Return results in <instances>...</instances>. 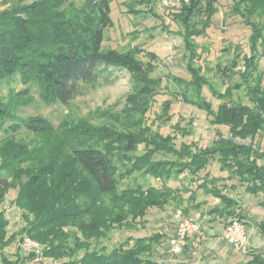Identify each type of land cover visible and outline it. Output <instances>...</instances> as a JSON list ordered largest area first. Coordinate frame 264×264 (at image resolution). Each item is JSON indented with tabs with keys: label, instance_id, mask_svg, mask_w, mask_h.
Returning a JSON list of instances; mask_svg holds the SVG:
<instances>
[{
	"label": "trees",
	"instance_id": "1",
	"mask_svg": "<svg viewBox=\"0 0 264 264\" xmlns=\"http://www.w3.org/2000/svg\"><path fill=\"white\" fill-rule=\"evenodd\" d=\"M6 1L0 0V131L6 134L0 140V204L11 189H16L13 203L21 210L23 224L10 232L7 211L0 210L2 264H24L28 258L35 259L33 252L18 254L16 259L6 252L19 237L38 242L42 260L160 264L157 245L162 239L170 244L179 222L172 234L133 232L138 224L146 227L153 210H166L174 201L182 203L184 192L189 193L188 201L195 209L209 204L208 199L197 200L199 190L218 200L208 210L214 220L228 222L239 217L247 224L242 208L245 197L257 199L264 208V145L256 140L264 131V84L250 88L251 104L220 97L217 109L209 100L200 105L212 116L217 131L213 142L204 147L193 142L177 147L176 136L154 129L147 115L140 119L138 129L125 130L75 119H65L55 126L45 116L22 117L18 109L33 101L34 87H38L45 103H68L81 82L97 79L101 67L126 69L142 82L149 79L153 65L137 58L133 50L102 48L104 31L113 25L110 0H87L83 14L75 19L60 10L65 0H36L2 9L1 2ZM218 1L183 3L175 18L189 27L195 15L202 13L207 23L219 10ZM253 3L257 9L264 7V0ZM14 82L21 83L22 88L10 87V95L3 96V83ZM145 90L153 94V88ZM149 103L143 102L145 112ZM165 105L169 111V102ZM159 117L170 119V115ZM222 126L228 128L229 136ZM21 130L37 135L39 141L31 145L20 140L16 134ZM140 145H145L144 151L137 153ZM158 153L175 157L156 159ZM215 166L227 175H213ZM138 172L155 178L160 185L144 187L136 182L122 186L123 179ZM185 178L188 181L182 187L170 184ZM189 212V205L182 210L185 216ZM258 223L264 234V220ZM113 231L128 232L120 245L110 251L105 246L92 247L93 241L107 239ZM244 254L245 261L236 264H264L261 246H251Z\"/></svg>",
	"mask_w": 264,
	"mask_h": 264
},
{
	"label": "rangeland",
	"instance_id": "2",
	"mask_svg": "<svg viewBox=\"0 0 264 264\" xmlns=\"http://www.w3.org/2000/svg\"><path fill=\"white\" fill-rule=\"evenodd\" d=\"M34 1L36 0H7L1 2V8ZM110 1L113 25L104 31L102 48L105 50L114 48L121 52L133 50L137 58L153 65L148 71L149 79L141 82L126 69L101 67L97 79L81 82L77 94L68 103H45L39 97L38 87H34L33 101L20 106L18 114L22 117L45 116L55 126L65 119H75L96 126L113 124L118 130H125L127 127L138 129L140 119L143 115H147V121L154 129L163 135L176 136L177 147H180L183 142H193L203 147L211 144L217 137L216 126L211 122L212 116L200 105L209 100L214 109H217L222 102L220 97L226 100L233 99L231 102L251 104L248 96L250 88L264 84V7L257 9L253 3L256 0H219L217 3L219 10L209 22L205 23L206 16L200 13L195 15L187 27L174 15L180 11L183 4L176 8H169L163 6L162 0ZM86 2L87 0H65L60 10L64 11L68 18L75 19L83 14ZM252 9L253 12H250ZM190 68H195V73ZM10 87L22 88L21 83L18 82L3 83L1 86L3 96L10 95ZM146 87L153 88V94L146 91ZM134 99H138L139 102L133 103ZM146 100L151 103L145 112L143 102ZM167 102L170 104L169 111L164 109ZM134 106L141 107L140 111L133 110ZM162 115H170V119L159 117ZM222 127L225 136H229L228 128ZM185 130L190 132L184 134ZM5 136L6 134L0 131V140ZM16 136L31 145L39 141L37 135L26 130H21ZM256 140L264 145V131L256 137ZM237 141L248 143L249 139H237ZM144 147L145 145H140L137 153H142ZM163 154L158 153L156 159L175 157L171 154ZM121 167L125 170L124 165ZM212 170L213 175H227L226 172L221 173L216 166ZM187 181L186 178L178 179L171 181L170 184L174 187H182L187 184ZM136 182L144 187H148L151 183L160 185L155 178L141 172L131 178L123 179L121 183L123 187H126ZM16 192V189H11L4 202L0 204V210L7 211L10 232L17 231L23 222L21 210L13 203ZM188 195L189 193H183V202L181 201L180 204L174 201L166 210H153L147 216L146 227L138 224L137 230L130 231L136 235H147L159 231L172 234L180 220L202 212V230H210L209 224L213 222L212 229L217 232L226 222L219 219L213 221L208 213L210 205L217 200L213 201L210 196L199 190L197 200L208 199L209 204H203L200 209H195L190 206ZM244 200L245 208L249 215H252V218L251 215L249 217L250 222L258 226V221L264 220V208L258 205L257 199L245 197ZM188 205L189 216H185L182 210ZM254 225L250 224L248 228ZM123 234L128 232L113 231L109 238L98 242L93 241L92 247L102 249L101 247L105 246L110 251L120 245ZM262 236L264 234L260 231L252 234V245H258ZM22 240V237H19L7 247L6 252L12 259H16L18 254L29 255V252L18 244ZM219 242L218 235L209 236V239L203 241L201 246H196L200 249L197 253L202 255L211 245ZM263 245L262 240L260 246ZM221 247L228 252L233 251L234 257H238V260L245 261L244 252L237 250L226 241L221 242ZM170 248H172L171 244H168L166 239H162V242L157 245V250L159 254L161 250L165 252L159 257H169ZM207 256L215 257L218 260L216 264L233 262L232 258L223 257L216 249L210 250ZM66 260L67 258L60 260L28 258L24 264H64L63 261ZM248 260L247 256L246 261Z\"/></svg>",
	"mask_w": 264,
	"mask_h": 264
},
{
	"label": "built area",
	"instance_id": "3",
	"mask_svg": "<svg viewBox=\"0 0 264 264\" xmlns=\"http://www.w3.org/2000/svg\"><path fill=\"white\" fill-rule=\"evenodd\" d=\"M192 0H162V4L165 7L176 8L183 3H189ZM203 218L200 212L196 213L194 216L183 218L179 221L178 226L175 230V234L170 239V244L172 246L174 253H179L183 251L185 245L189 238L194 235H200L198 241L200 242L202 237V223ZM220 237L222 240L226 241L234 248L244 253L251 249L250 244V234L248 232L246 223L243 219L239 217H232L224 225ZM197 244V243H196ZM25 251L35 253V259L40 260L42 254L41 245L32 240L30 237H26L19 243Z\"/></svg>",
	"mask_w": 264,
	"mask_h": 264
},
{
	"label": "crops",
	"instance_id": "4",
	"mask_svg": "<svg viewBox=\"0 0 264 264\" xmlns=\"http://www.w3.org/2000/svg\"><path fill=\"white\" fill-rule=\"evenodd\" d=\"M245 205H246V203H245ZM242 208H243V212L244 213L247 212L246 213L247 214V217L245 216V220L247 222L246 226H247L248 232L250 234V244L253 247L254 246L255 247H259L261 245V243H262V240L264 241V236H262V238L258 242V245H252L251 235L252 234H256L258 231L261 232L260 225L257 226V225H254V223L250 222L249 217H250L251 214L249 215L248 210L244 206H242ZM200 213L203 214L202 212H200ZM251 218H252V215H251ZM216 220L213 219V221H216ZM250 224H253L254 226H252L251 228H248V225H250ZM209 225H210V230H207L206 229V231H203L202 232L203 234H202V237L200 239L201 240L200 242L198 241V238H200V235H198V234L192 235L189 238V240L187 242V245H185V247H184V249H183V251L181 253H173L172 252V248H170V251H171V252H169L170 253V256L167 257V258H160V262L159 263L160 264H216L218 260H216L215 257L214 258H211V257L209 258L207 256L210 250H215V249L216 250H219L220 253H221V255L223 257H227V258H232L233 259V262L232 263H229L228 262L226 264H236L239 261H242L241 259L238 260V257H234V253H232L233 251H229L228 252L225 249L223 250L222 249L223 247H221V242L224 241V240L221 239L220 234H221V231H222L225 223H224L223 226L221 225V228H219V230L217 232H214L215 230L212 229V228H214L213 227V225H214L213 222L210 223ZM250 229H251V231H250ZM216 235L219 236L220 242L218 244L211 245L210 248H209V250L203 252L202 255L201 254H198L197 252H199L198 250H200V249L198 247H196V246L197 245L198 246H201V244L203 243V241H205L206 239H209V236H216ZM262 247H264V245L261 246V248ZM163 252H165V251L164 250H161L160 251V254H162V256H163ZM197 256H198V258H197ZM205 257H207V258L205 259Z\"/></svg>",
	"mask_w": 264,
	"mask_h": 264
}]
</instances>
